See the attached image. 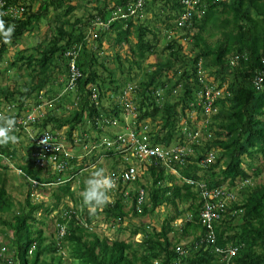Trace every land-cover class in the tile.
<instances>
[{"label": "trees", "instance_id": "1", "mask_svg": "<svg viewBox=\"0 0 264 264\" xmlns=\"http://www.w3.org/2000/svg\"><path fill=\"white\" fill-rule=\"evenodd\" d=\"M34 1L0 0L1 11L16 8L13 3L23 4L22 18L0 17L6 28L14 27L8 43L0 36V113L10 115L4 104L7 110L14 111L13 134L17 137L16 143L0 146V235L10 245V260L14 264H226L210 248L195 244L197 239L211 234L219 245L239 246L229 264H264V182L254 184L249 174L256 176L264 168V80L258 87L253 82L255 74L264 67V0H197L190 16L177 26L171 20L182 10V0H158L161 14L171 11L161 19L163 27L156 29L137 15L121 20L117 29L113 23L107 29L96 30L93 25L96 17L106 20L116 6L135 0H111L110 4L104 0L100 7L98 0H78L85 6L95 2L93 7H85V17L74 15L77 5L83 4H71V0H36V8ZM155 1L146 0L145 10ZM42 23L46 26L47 38L33 43L26 41L25 36L33 38L37 34L33 31L39 32ZM105 34L113 37L112 49L107 53L112 67L98 59L99 53L106 50L102 40ZM158 37L164 42L157 60L144 66L143 61L158 52ZM89 40H96V46L88 47ZM19 43H23L22 47L17 46ZM116 46L124 49V57L116 51ZM11 48L14 49L7 54ZM233 56L234 65L229 61ZM71 64L79 71L76 79L71 77ZM201 78L202 82L209 80V85L220 94L212 105L213 114L198 112L199 117L191 119L187 114L194 108L191 104L205 98L199 93L205 90L199 89ZM128 87L133 95L128 100H134L131 108L134 116L129 124L122 109L126 103L118 99ZM177 88L179 91L175 92ZM104 101L110 102L109 107ZM30 103H44V115L36 123L39 133L49 132L53 137H66L71 142L68 145L71 150L53 153L56 166L48 163L41 167L35 163L32 154L40 149L33 139L36 137L27 144L19 140L28 132L21 117L33 108V104L29 107ZM147 121L151 127L155 124L154 131L145 126L143 122ZM201 121H205L201 128L206 135L190 146L185 165L171 160L168 170V162L160 157L141 159L140 156L126 165L124 172L135 167L138 175L137 164L143 163L149 172L147 181H141L139 176L125 181L120 176L114 199L94 216L79 206L82 198L74 188L75 178L69 181L66 178L76 177L87 166L85 157L90 152L93 156L99 146L104 156L112 158L118 148L136 149L130 139L126 140L128 137L116 145L104 142L106 139H114V134L122 137L119 132L129 129L137 141L178 147L186 138L181 134L182 127L186 125L189 130ZM86 124L92 127L91 132ZM101 125L103 129L99 128ZM108 125L118 127L117 132L105 128ZM210 150H216L217 157L205 164L201 159ZM8 156L16 159L17 166L38 182L35 185L24 181L28 193L23 203L18 201L17 212L12 210L11 195L16 186L8 181L16 177L9 174L4 162ZM98 158L95 155L92 162ZM108 166L107 174H111L113 164ZM41 168H48L46 176L40 173ZM191 179L203 181L207 189L218 192L212 202L220 201V191L234 195L222 211H217L220 217L213 221V229L200 224L199 208L203 199L188 182ZM60 180H63L61 185L51 189L48 182ZM124 182L131 185L128 195H125L126 188L125 191L122 188ZM79 189H84L83 182L79 183ZM142 191L148 200H143L138 209L141 195L144 198ZM38 192L35 198L43 194L46 199H53L54 205L45 206V200L40 199L32 203V194ZM67 197L70 202H65ZM72 201L83 221L80 224L75 217L68 218L66 205L67 214L57 219L67 226L64 237L46 234L44 228L36 225L45 224L44 217L53 207ZM182 203L184 207H180ZM162 208L167 210L165 214L160 212ZM235 210H240L239 215H235ZM99 213L110 226L117 225L119 233L129 229L128 238L92 232L89 226L98 221ZM186 213L191 219L179 231L175 230L173 223ZM147 215L159 222L158 227L132 221ZM148 226L153 227L147 229ZM184 238L190 239L183 246L178 245ZM177 246L181 247L178 251ZM64 248L72 261L64 258ZM0 264H10V261L0 258Z\"/></svg>", "mask_w": 264, "mask_h": 264}, {"label": "rangeland", "instance_id": "2", "mask_svg": "<svg viewBox=\"0 0 264 264\" xmlns=\"http://www.w3.org/2000/svg\"><path fill=\"white\" fill-rule=\"evenodd\" d=\"M103 1L104 0H98V2H97V6H103ZM107 2H108V4H110L111 3V0H106ZM145 1L146 0H144V4H145ZM149 1V0H148ZM80 3V4H83V2H81V1H78V0H71V4H75V3ZM160 2L158 1V0H156L154 3H153V5H152V3H151V5L149 4L148 5V8H147V11H145V13H144V22L145 23H147V24H150L151 26H153V27H155L156 29L157 28H159L160 26H162V25H164V23H163V21H161V19H163L164 18V16H165V14H168V13H171V11L170 10H166V11H164L163 12V14H161L160 13V4H159ZM94 4H95V2H91V3H89V4H87V6H85L84 4L83 5H77V8L73 11V13H74V15L75 16H86V14H87V12H86V8L85 7H93L94 6ZM108 6V5H107ZM33 7L34 8H36L37 7V1L35 0L34 1V3H33ZM89 11H90V8L88 9ZM119 22H121V21H119V20H115L114 21V25H115V29H117V27L119 26L118 25V23ZM171 22H173V20H171ZM162 23V24H161ZM46 30V26L42 23L41 25H40V30H39V32H34L33 31V34L34 33H37L35 36H33V38H32V35H26L25 36V39H26V41H28V42H31V43H33L34 41H36L37 39H43V38H47V35L45 34V31ZM110 34V33H109ZM113 37L111 36V35H107V34H105L104 36H102V40H104L103 41V48H104V46H105V52H100L99 53V56H98V59L99 60H104V61H106V65H109V66H113V63L112 62H110V59H111V56L109 55V54H107V53H110V51H111V49H112V46H113V39H112ZM185 39V38H184ZM163 39H162V37H158V42H157V44H158V52L157 53H152L151 55H149L147 58H146V60L145 61H143V65L144 66H146V64L147 63H152V62H155L156 60H157V56H158V53H159V50L161 49V47H162V45H163ZM188 42H190V41H188ZM22 44L23 43H19L17 46L18 47H22ZM93 44L96 46V40L94 41V42H91V41H89V43H88V47H92L93 46ZM9 47V46H8ZM117 47V46H116ZM15 48H16V46H15ZM93 48H96V47H93ZM102 48V50H104ZM12 49H14V48H11V49H9L8 50V53L7 54H9V52L12 50ZM116 51H118L119 53H120V55L122 56V57H124V54H125V51H124V49L121 47V48H118L117 47V50ZM2 67H4V65H2ZM2 75V74H1ZM0 75V76H1ZM209 81V80H208ZM13 82H11L10 84H12ZM48 89H50V88H48ZM129 89H131L130 87H128V88H126L125 89V91L127 90L128 91V93H129ZM178 92L179 91V88H177L176 90H175V92ZM223 92H224V94L225 93H227V91L226 90H223ZM223 93H222V95H224ZM228 94V93H227ZM133 96V95H132ZM132 96H131V94L129 95H119V100L121 101V102H124V103H126L125 104V107H123L122 109H123V112L124 113H126V115H125V121H126V123L128 122V124H129V121L131 120H133V118H132V116H134L133 114L131 115V108L134 106V100H133V102H132V100H126V99H130V97L132 98ZM1 98V97H0ZM32 98V97H31ZM201 99H203V97L201 98ZM200 100V99H199ZM198 100V101H199ZM32 104H34V103H30L29 104V107L32 105ZM104 104L105 105H107L108 107H109V105H110V102H108V101H104ZM130 106V107H129ZM9 114L11 115V116H14V111L13 110H10L9 111ZM188 116H190L191 117V119H192V117L193 118H196V117H199V113H198V111H189L188 113ZM203 114V113H202ZM42 115H44V111H43V108H42ZM102 118V117H101ZM181 122L182 121H180V122H178V125L179 124H181ZM144 124H145V126L148 128V130L149 131H154V128L156 127L155 126V124H152V127H151V125H150V122H143ZM103 125H101L99 128H101V129H103ZM63 128H65V127H63ZM62 128V129H63ZM86 128H88V129H90V132L92 131V127L90 126V125H87L86 124ZM105 128H109L111 131H113V132H117V128L118 127H115V126H106ZM104 128V129H105ZM28 132L26 133V134H23L21 137V139H19L20 141H22V143H29V142H31V140H32V138L33 137H36L37 135H38V133L40 132L39 131V129L37 128V126H31V127H29L28 129ZM116 130V131H115ZM118 130H120V128L118 129ZM111 131H110V133H111ZM131 130H129V129H125V130H123L121 133L119 132V135H121L122 137H124V138H126V137H128V138H126V140L128 141V139H130V134H131V132H130ZM62 132V130H59V133H61ZM150 132V133H151ZM113 135V134H112ZM58 137V139L60 140V141H62L66 146H68V145H70L71 144V142L69 141V140H67L66 139V137H59V136H57ZM77 136L76 135H74V140H75V138H76ZM102 137V136H101ZM90 144H93V142L92 143H90ZM131 144H134V142H132L131 141ZM79 147H80V145H78ZM95 146V145H94ZM77 147V146H76ZM77 148V149H80V148ZM112 148H114L115 146H111ZM83 148V147H82ZM86 148V147H85ZM102 151V147L101 146H99L98 147V149H96L95 151H94V154H93V156L91 155V152L88 154V156H86L85 157V161L86 162H88V164H87V166L85 167V168H82V169H80L79 170V173H78V175H76V177H74V176H72L70 179H68V178H66V181H69V180H72L73 178H75L74 179V188L75 189H77V191H78V194H80L83 190H81V189H79V183L80 182H84V180L91 174V172L92 171H94L95 170V168L100 164V168H104L105 169V171H106V173H107V170L109 169L108 167V165L109 164H113V166H112V168H114V169H116V168H118L119 166H121V163H119V159H120V157L119 156H121V155H133V152H134V150L133 149H128V150H119V148L117 149V150H115V156L112 158V157H110V156H104V157H100V158H98L97 160H93V162H92V158L94 159V156L95 155H99V154H102L103 152H101ZM104 154V153H103ZM117 155H119V156H117ZM216 155H217V153H216ZM32 157L34 158V152H33V154H32ZM81 158H82V155L80 156ZM113 159V160H112ZM256 161V160H255ZM5 163H6V165H7V168H9L8 169V171H9V174H13V176H15L16 177V179H12V180H8V181H13V184L16 186V188L15 189H12L11 190V195H12V197H13V200H14V207H12V210L13 211H16L17 209V206H18V201H20L21 203H23L24 202V199H25V197H26V195H27V193H28V186L27 185H24V183L25 182H27V180L28 181H31L33 184H37V182H35L34 181V179H31V177L30 176H28L27 174H25V172L23 171V169L21 168V167H19V166H17V163H16V159L14 160L13 158H11L10 156H8V157H6L5 158V161H4ZM114 162V163H113ZM133 162V161H132ZM257 162V161H256ZM13 166V168H11V167H9V166ZM170 165H171V163H168L167 165H166V167H167V169L168 170H170L171 169V167H170ZM56 166V165H55ZM126 167L127 166H124L123 167V172H124V169H126ZM137 167H138V170H139V173H138V175H137V177L139 176L140 177V179H141V181H143V182H145V181H147V178H148V176H149V172L147 171V168H145V166L143 165V163H138L137 164ZM0 168H2V166L0 165ZM48 170V168H41V174L42 175H47V171ZM53 170H55V167H53ZM250 171V170H249ZM173 174H175V175H178L177 173H173ZM249 174H250V176H251V181L254 183V184H257V183H262V182H264V168L262 169V171L258 174V175H256V176H252V173H250L249 172ZM31 176H33V175H31ZM81 180V181H80ZM25 181V182H24ZM126 181V180H125ZM63 182V180H60V181H54V182H48L49 183V185H51L50 187H52L51 189H54L55 187H57V186H59V185H61L60 183H62ZM120 179H119V177L117 178V180H116V186H115V188L110 192V198H111V200L112 199H114V197H113V195L117 192V190H118V188L120 187L119 185H120ZM126 182H124L123 184H124V186H126V187H122L123 189L124 188H126V191H125V189H124V191L126 192L125 193V195H128L129 193L128 192H130L131 190V185H126L125 184ZM41 192V191H40ZM40 192H38L37 194H32V196L34 197L33 199H31V201H32V203H38L39 201H37L38 199H40V201L42 200H45V206H49V205H54L52 202H53V199H46V197L43 195V194H41L40 196H39V198H35L37 195H39V193ZM143 194H144V198H143V196L141 195V197H140V204L139 205H137V208L139 209L140 207H141V203L143 202V200L144 201H147L148 200V198H147V194H146V192H143ZM239 197V196H238ZM240 198V197H239ZM69 199H68V197H67V199H66V201L65 202H70V201H68ZM73 202V201H72ZM59 203L58 204V207H53V209H52V212L50 213V214H48L47 215V217L45 218L44 217V222H45V224H43V225H41L40 223H37L36 225H38V226H41L42 228H44V230L46 231V234H49V233H54L56 236H57V238L58 237H60V238H62V237H64L65 236V234H66V232H67V226H66V224H61V223H58L57 221V219H58V217L61 215V214H67V212H65L64 211V208H65V206L66 205H68V207L66 206V210L68 209V212H69V215H66L68 218L69 217H75L76 218V221H78V223H82V221H83V219H82V217L81 216H79V214L77 213V206H76V203L75 202H73V203ZM184 205V204H183ZM79 206H81V208L82 209H85V207H82V204H80ZM170 211V210H169ZM168 211V212H169ZM17 212V211H16ZM160 212L161 213H164L165 214V212H167V210L166 209H164V208H162V209H160ZM40 213L39 212H37L36 213V217L40 220V215H39ZM96 219H98V221H94L93 222V224H90V226H89V228H90V230L92 231V232H94V231H97L99 234H101V235H105V236H109V237H111V238H120V239H127L128 238V236H129V229L128 230H125L123 233H119L118 231H117V225L116 226H110V224H108L106 221H105V219H104V217H103V215L101 214V213H99V215H98V217H96ZM133 222H135L136 224H143V223H146V224H151V223H153V224H156V227H158V225H159V222L154 218V219H152V217H150L149 215H147V216H145L144 218H142V219H140V218H133V220H132ZM60 225V226H59ZM59 226V227H58ZM153 226H148V227H146L147 229H150V228H152ZM175 230H178L179 231V228H175ZM9 236H8V238L10 237V234H8ZM60 248H61V251H62V247L60 246ZM13 250V249H12ZM14 251V250H13ZM64 252H65V254H64V258H67L68 259V254H67V251L65 250V248H64ZM12 254H10L9 255V259H10V256H11ZM69 260L70 261H72V259L69 257Z\"/></svg>", "mask_w": 264, "mask_h": 264}, {"label": "built area", "instance_id": "3", "mask_svg": "<svg viewBox=\"0 0 264 264\" xmlns=\"http://www.w3.org/2000/svg\"><path fill=\"white\" fill-rule=\"evenodd\" d=\"M183 6L182 10L179 12L177 17L173 20V25L177 26L180 25L185 18H187L190 15V11L194 7V3L197 2V0H182L181 1ZM143 6V0H136L134 2H130L126 5H118L113 9L111 12V15L107 20H103L100 17H96L94 20V23L99 26L106 27L112 20L116 18H122V19H128L130 17H134L139 15V12L141 13ZM23 10L22 7H9L5 10V13L12 16V15H19L20 12ZM141 15V14H140ZM233 65L235 64L234 57L231 62ZM264 80V67L263 69L259 70L253 79V82L255 85L261 86L262 82ZM220 94L219 91H216V93L209 94V92L205 93V98L203 100H199L197 104H191V106H203L204 111L206 113H212V105L214 101L216 100V97ZM44 103H40L34 107L35 110L39 111L43 108ZM191 111H198L197 109H191ZM196 125L192 129H187V126L184 125L181 129V134H185L186 138L183 141V143L178 147H170L167 149H162L155 147L153 148L151 144L144 143L139 145V149L137 150V153L139 156H145V155H157L159 156L163 161H168L169 159L173 160L176 163L184 164L186 161V155L190 151V146L199 143L204 136L206 135L198 122L195 123ZM61 134V133H60ZM118 139L122 141V138L119 136ZM46 140V143H41L42 141ZM118 140V142H120ZM106 143H112L110 140H105ZM39 143L41 144L42 148L46 151L48 150H67L65 149V145L60 141L57 140L55 137H53L51 134L44 132L43 135H41L39 139ZM68 153V152H65ZM216 158V153L213 150L208 151L205 156L201 159L205 164H209L214 162ZM134 169L130 168L129 171L120 172L118 174L111 173L109 174L112 176L115 180H117L118 177L123 178H129L132 177ZM188 182L200 192L201 197L203 199V203L201 202L200 207V221L203 226H205L207 229H211L212 221L216 220L220 217V213L217 211H222L225 203L227 201H230L233 199L234 195L227 191H220L222 196L220 201L212 202L213 199H215L219 194L218 192L210 191L205 187V183L203 181H195V180H188ZM238 182V180H237ZM205 242H210L213 244L215 242L214 237L211 234H208V236L204 239ZM203 242V240H201ZM4 250V247H0V253ZM213 251L215 254H217L220 257V261L222 263L229 264L235 255L238 252V247L236 246H213Z\"/></svg>", "mask_w": 264, "mask_h": 264}, {"label": "clouds", "instance_id": "4", "mask_svg": "<svg viewBox=\"0 0 264 264\" xmlns=\"http://www.w3.org/2000/svg\"><path fill=\"white\" fill-rule=\"evenodd\" d=\"M131 2H134V1H131ZM13 4H15L18 7L20 6V7L23 8V4L22 3H13ZM144 5L145 4H144V0H143L142 11H141V13L139 12V15L141 14L140 15L141 18H145L144 17V13H145L146 10L144 8ZM178 14L179 13H177V15ZM177 15H176V17H177ZM94 20H93V25L95 26V30H96L98 27H101L102 29H107L110 24H113L114 23L115 20H119V21L123 20V21H126L127 19L116 18V19L112 20L106 27L99 26V25L95 24L94 23ZM103 20H105V19H103ZM163 26L164 25H162V27ZM13 32H14V27L13 26H9V27L6 28L5 27V22L2 19H0V36L3 37V40H4L5 43H8L10 41V39H11V37L13 35ZM94 34L95 33L93 32L90 35V38L93 39L94 38ZM94 41L95 40H91V42H94ZM232 59L233 58H230L229 59L230 63L232 62ZM33 105L32 106L34 108L38 104L35 103ZM192 107H194L193 109H197L198 112H200V113H203V111H204L202 109V106H192ZM204 113H206V112L204 111ZM213 113L214 112H212L210 114L207 113V115L210 116ZM204 122L205 121H201V122H198V123L202 127V124ZM15 125H16V119H15L14 116L5 115L3 113H0V146H6L9 143H13L14 144V143L17 142V137L13 134L14 131H15ZM202 131L206 134V132H205L204 129H202ZM114 135H115V138L114 139H110L109 138L107 140L112 141L113 144H119L121 142L118 139L119 136L117 134H114ZM118 140L120 142H118ZM41 143H46V140L42 141ZM151 145H152L153 148L158 147V148H162V149H167V148L173 147L172 145H166V144L163 145V144H159V143H153ZM213 151L216 153V150H213ZM98 156L101 157V158L104 157L103 154H99ZM138 157H140L138 155V153H136L135 156L134 155H121L120 156V159H119V163H121V166H119L116 169H113L112 173L118 174L120 172H123V167L126 166V165H130L131 162L134 159L138 158ZM216 157H217V155H216ZM186 161H187V159H186ZM186 161H185L184 164H180V165H182V166L185 165L186 164ZM191 180H194V179H191ZM238 182H239V180H238ZM83 183H84V189L80 193V196L82 198V207H85L88 210V213H89L90 216H94V215H96V213L99 210H102L104 207H106L111 202V198H110V195L109 194L115 188V186H116V180L112 176H110L109 174H107L104 168H97V169H95L94 171L91 172V174L84 180ZM194 190H196V189L194 188ZM183 204L184 203L180 204V207H184L185 204L184 205ZM200 207H201V203H200ZM234 213H235V215H239L240 210H235ZM149 216L151 217V215H149ZM198 218H199V221H200V208H199V217ZM190 219H191V215L188 214V213H186L184 217H180V218L176 219L175 222L173 223V226H174V228H179V227H181V225L185 221H189ZM200 224H201V221H200ZM138 237L140 238L141 237V234ZM189 239L190 238L180 239L178 245L183 246L186 242L189 241ZM195 244L196 245H203L205 247V249L206 248H210V250L214 254H215V252L213 251V246L214 245L223 246V247L224 246H227V245H230V246H236L239 249V246H237V245H232V244H228V243L225 244V245H219L217 243V241L214 242L213 244H211L210 242H205L204 240H203V242H201V240H199V241H195ZM180 246H177L176 247V250L177 251L181 249ZM215 255L217 257H219L217 254H215ZM219 260H220V257H219Z\"/></svg>", "mask_w": 264, "mask_h": 264}, {"label": "bare ground", "instance_id": "5", "mask_svg": "<svg viewBox=\"0 0 264 264\" xmlns=\"http://www.w3.org/2000/svg\"><path fill=\"white\" fill-rule=\"evenodd\" d=\"M2 6H3V4L0 2V17L2 16V15H4L5 17H7V18H10V19H17V18H22L23 17V13H21L20 12V14L19 15H12V16H10V15H8V14H6L5 13V10L6 9H8V8H5V9H3V11H1V8H2ZM196 11H198V9H196L195 10V12ZM191 12V11H190ZM199 13V15H200V11L198 12ZM190 16V15H189ZM173 20V19H172ZM234 57V56H233ZM198 65H201L200 64V62L198 63ZM71 67H72V79H76V76L77 75H79V71L77 70V68L75 67V65L73 64H71ZM205 77V76H204ZM203 77V78H204ZM203 78H201L200 79V83H201V85H200V90H204V91H202V92H199L200 94H204L205 95V93H207V92H209V94H213V93H216V90H214L212 87H211V85H209V81L207 80V81H205V82H202V79ZM131 89H129V91H130ZM125 91V90H124ZM130 95L131 93L129 92L128 93V91L126 90L125 92H123V95ZM131 96H132V94H131ZM127 101H128V99H126ZM15 103V102H14ZM16 104V103H15ZM4 108H5V110L9 113V111L10 110H12L11 108H9L8 110H7V108H6V106H5V104H4ZM5 111V112H6ZM41 114H42V111H37V110H35L34 108H31V109H29L28 111H27V114H26V116L25 117H21V123H22V125H23V127H26V129H28L29 127H31V126H36V123H37V120L40 118V116H41ZM131 132V134H130V140L132 141V142H134V146H136V149L134 150V152H133V154L135 155L136 153H137V150L139 149L138 147H139V145H141V144H144V143H148L147 141H145V140H142V141H137L136 140V135H135V133L133 132V131H130ZM47 133H49V132H47ZM49 134H51V133H49ZM41 135H43V133H39L37 136H36V138H33L35 141H36V143L40 146V149L38 148V149H36L35 151H34V159H35V163L36 164H38L39 166H41V167H43V166H45V165H47L48 163H51L53 166L54 165H56L55 164V155L53 154L54 152H57V150H48V151H46V150H44L43 148H42V146H41V144L39 143V139H40V137H41ZM54 137L57 139V140H59L55 135H54ZM121 138H123V137H121ZM62 142V141H61ZM63 143V142H62ZM64 144V143H63ZM111 144H113V143H109V145H111ZM150 144V143H149ZM65 145V144H64ZM114 145H116V144H114ZM65 149H69V147L68 146H66L65 145ZM69 150H71V149H69ZM59 151H63V150H59ZM142 158L141 159H151V158H155V157H159V156H157V155H145V156H141ZM161 159V158H160ZM172 159V158H171ZM171 159H169L168 161H166V162H168L169 163V161H171ZM163 162H165V161H163ZM9 167H11V168H13V166H9ZM131 168H133L134 169V173H133V175H131L132 177H129V178H124L125 180H130V179H136V177H137V170H136V168L135 167H131ZM55 172V171H54ZM28 176H30L31 177V179H33L32 178V176L31 175H28ZM34 181L35 182H37V180L36 179H34ZM31 182V181H30ZM38 183V182H37ZM143 192V191H142ZM65 209V208H64ZM214 221V220H213ZM213 221H212V226H211V229H213ZM213 237H214V240H215V236L214 235H212ZM206 237H204V238H202V239H200V240H204ZM196 241H199V239H197ZM0 247H4V250L0 253V258L1 257H4L6 254H7V252H8V250H10L9 248H10V246L9 245H7V244H5L4 243V239H3V236L2 235H0Z\"/></svg>", "mask_w": 264, "mask_h": 264}, {"label": "crops", "instance_id": "6", "mask_svg": "<svg viewBox=\"0 0 264 264\" xmlns=\"http://www.w3.org/2000/svg\"><path fill=\"white\" fill-rule=\"evenodd\" d=\"M5 244H7V242L5 243ZM7 245H9V244H7ZM10 246V245H9ZM10 254H12V252H11V250H8V252H7V254L4 256V257H1V258H3V260L5 259L6 261H10V264L12 263V264H14V261H11L10 259H9V255ZM12 256V255H11ZM10 256V257H11Z\"/></svg>", "mask_w": 264, "mask_h": 264}]
</instances>
